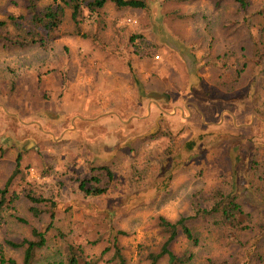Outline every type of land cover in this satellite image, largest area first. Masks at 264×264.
I'll return each mask as SVG.
<instances>
[{
  "label": "rangeland",
  "instance_id": "1",
  "mask_svg": "<svg viewBox=\"0 0 264 264\" xmlns=\"http://www.w3.org/2000/svg\"><path fill=\"white\" fill-rule=\"evenodd\" d=\"M144 1L84 7L76 23L66 9L46 33L30 23L27 0H0V189L20 164L10 186L20 196L0 212L6 259L22 263L5 242L35 229L46 243L33 264L63 262L70 247L96 264H116V247L127 264H149L166 240L158 219L208 210L219 193L236 197L250 228L233 239L200 213L188 221L197 244L179 234L170 251L193 264L264 261V0H248L246 11L233 0ZM51 4L37 0L35 10ZM30 30L42 44L29 43ZM166 72L165 94L180 111L152 110L133 131L132 115L153 102L140 88L165 90ZM116 87L127 92L120 119L99 120L118 104ZM190 101L197 111L185 109ZM99 167L111 173L98 177L105 193L83 195L79 182ZM28 192L54 201L52 221L29 212Z\"/></svg>",
  "mask_w": 264,
  "mask_h": 264
},
{
  "label": "trees",
  "instance_id": "2",
  "mask_svg": "<svg viewBox=\"0 0 264 264\" xmlns=\"http://www.w3.org/2000/svg\"><path fill=\"white\" fill-rule=\"evenodd\" d=\"M28 9L32 13L31 24L35 29L40 28L46 33L55 31L61 23L64 12L66 9L70 10L71 18L76 23L79 14L85 7L89 12H95L104 7L107 2H112L118 9H145L147 3L144 0H51L52 4L43 12H36L35 2L37 0H27ZM240 11H246L248 7V0H233ZM11 19V18H10ZM13 20V19H12ZM4 23L0 22V26ZM29 43H36L41 41L42 38L37 36L34 31H28ZM28 42V41H26ZM191 149V145H188ZM188 148V149H189ZM19 157H17L16 165L4 184L0 189V212L5 208H12L13 203L17 201L20 194L15 191H10V186L19 173ZM94 172L87 180L79 182L78 190L85 196H98L105 193L106 189L98 187V177L107 176L111 179L110 169L108 167L93 168ZM25 198L31 203L29 212L33 216H39L41 214H47L49 220H53L55 216V203L53 200L44 198L42 196H34L30 192L24 194ZM217 199L209 207L208 210L197 211L203 214V216H211L214 219V224L218 229L227 233L230 238L236 239L238 235L247 231L250 228L249 215L244 213L236 201V197L228 194H217ZM42 206V207H38ZM194 214L188 217H181L175 222H169L164 218L158 219V226L161 231L166 235V240L162 243L159 250L148 255L149 264H158L160 260L165 259L166 264H193L192 254H183L181 256L173 254L169 246L177 238L179 234H182L189 242L197 244V239L193 235L191 229L188 226V221L192 220L196 215ZM2 224V217L0 215V227ZM51 225H49V228ZM45 233L38 230H32L31 238L21 239L19 241H6L5 246L22 251V263L21 264H33L38 251L45 246ZM67 259L59 263L51 264H96L93 261H85L83 254L80 250L69 248L67 251ZM113 260H116V264H127L126 259L121 255L118 247L115 248ZM0 264H17L12 259H6L3 255V248L0 245ZM208 264H216L215 262L208 260ZM250 264V262L246 263ZM256 264H264V261L260 259Z\"/></svg>",
  "mask_w": 264,
  "mask_h": 264
},
{
  "label": "crops",
  "instance_id": "3",
  "mask_svg": "<svg viewBox=\"0 0 264 264\" xmlns=\"http://www.w3.org/2000/svg\"><path fill=\"white\" fill-rule=\"evenodd\" d=\"M152 61L153 62H158L159 61V56H158V61H156V60H154V59H152ZM175 69V68H174ZM174 69H171V71L172 72H174V73H176V69L174 70ZM168 72H166V73H164V75H163V77L166 79H168V82H166L165 83V85H164V83H163V85L165 86V90H162V91H160L159 90V88H153V90H146V89H148L147 87H142V88H140V92H139V94L140 95H143V93H145V92H147V96H148V99H150V101L152 102L150 105H149V111H147V115H146V112H143L141 115H139V112L137 113V114H134V115H132V118H131V123H132V121H134L135 123H134V125H132L131 127H133V131H135L136 129H142V127H143V123L141 122V121H144V122H146V120L147 119H149L150 118V115H151V113H152V110H156L157 112H158V114L159 115H162V116H172L173 115V113H177V112H179L180 111V108H181V102L180 101H175L174 99L173 100H171V98L169 97V95H166L165 93L167 92L166 91V88H170V86L172 85V81L171 80H169V76H168V74H167ZM126 87H116V89H115V91H114V93L112 94V97H113V99H114V101L115 102H118V104H114V105H112V108H111V111H110V114H106L105 116L103 115V114H100V116H99V120H104V119H109V118H111L112 120H117L118 121V119H120V115H119V111L120 110H118V109H120V108H122V105H120V106H118L119 105V102H120V100L121 99H123L126 95H127V92L125 93L124 92V89H125ZM150 89H152L151 87H150ZM178 92V91H177ZM177 92H176V94H177ZM154 93H157V94H164V95H166L167 97H168V99L167 100H165V99H163V98H161V99H154V98H152L151 96H152V94H154ZM188 93V92H187ZM188 98V97H187ZM170 99V100H169ZM189 99V98H188ZM124 100V99H123ZM128 102H129V99H126ZM125 100V101H126ZM163 101V103H164V105H168V108H169V110H171V111H169V112H166V111H164V110H162L160 107H159V104L157 103V102H159V101ZM124 101V102H125ZM130 101L131 102H133L134 103V105H138L139 103H140V101L139 100H135V99H130ZM186 104H188V106L189 107H185V109H188V108H190V110H195V111H197V107H196V105L193 103V101H190V102H186ZM122 110V109H121ZM135 113V112H134ZM188 114H189V112H188ZM149 115V116H148ZM146 116H148V117H146ZM159 118H161V116L159 117ZM189 118H191V117H189ZM78 121H82V120H84V119H77ZM106 121V125H113L112 123H114V121H109V120H105ZM104 121V122H105ZM116 122V121H115ZM156 127H158V125L156 124ZM66 131H68L67 133H66V135L67 134H72V133H74V131H71V129H69V130H66Z\"/></svg>",
  "mask_w": 264,
  "mask_h": 264
},
{
  "label": "water",
  "instance_id": "4",
  "mask_svg": "<svg viewBox=\"0 0 264 264\" xmlns=\"http://www.w3.org/2000/svg\"><path fill=\"white\" fill-rule=\"evenodd\" d=\"M151 97L154 98V99H161V98H163L165 100L168 99V97L166 95H164V94H157V93L152 94Z\"/></svg>",
  "mask_w": 264,
  "mask_h": 264
},
{
  "label": "built area",
  "instance_id": "5",
  "mask_svg": "<svg viewBox=\"0 0 264 264\" xmlns=\"http://www.w3.org/2000/svg\"><path fill=\"white\" fill-rule=\"evenodd\" d=\"M154 60H156V61H157V60H158V56H155V57H154Z\"/></svg>",
  "mask_w": 264,
  "mask_h": 264
}]
</instances>
